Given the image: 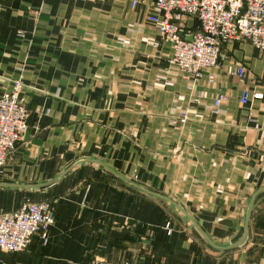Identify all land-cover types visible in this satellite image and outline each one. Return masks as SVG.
Returning <instances> with one entry per match:
<instances>
[{
	"label": "crops",
	"instance_id": "0c3cea01",
	"mask_svg": "<svg viewBox=\"0 0 264 264\" xmlns=\"http://www.w3.org/2000/svg\"><path fill=\"white\" fill-rule=\"evenodd\" d=\"M153 3L0 0V96L18 79L30 110L0 183L40 184L79 159H97L173 200L213 241L231 243L264 186V57L245 41L226 45L225 59L192 83L168 65L169 46L154 45ZM218 93L224 99L214 110ZM27 200L52 203L48 241L0 251V264H264V193L245 240L226 251L207 246L173 207L94 164L40 190L0 188V212Z\"/></svg>",
	"mask_w": 264,
	"mask_h": 264
},
{
	"label": "built area",
	"instance_id": "2783aa9c",
	"mask_svg": "<svg viewBox=\"0 0 264 264\" xmlns=\"http://www.w3.org/2000/svg\"><path fill=\"white\" fill-rule=\"evenodd\" d=\"M153 7L157 14L147 19L159 34L154 45L169 46L168 65L185 73L192 83L225 58L226 45L245 41L264 57V0H154ZM189 18L196 21L195 27L184 24ZM235 75L243 79L245 69L237 66ZM206 80L211 83L213 78L207 75ZM24 87L17 79L10 91L0 96V167L10 159L28 127L30 110L21 94ZM251 96L262 97L258 93ZM249 97L243 88L239 103H247ZM223 99L224 95L214 99V110ZM178 118L186 120V115L181 113ZM53 221L49 200H27L12 211L0 212V251L23 252L33 237L47 243ZM90 264L117 263L100 259Z\"/></svg>",
	"mask_w": 264,
	"mask_h": 264
},
{
	"label": "water",
	"instance_id": "95a60500",
	"mask_svg": "<svg viewBox=\"0 0 264 264\" xmlns=\"http://www.w3.org/2000/svg\"><path fill=\"white\" fill-rule=\"evenodd\" d=\"M83 164L97 165V166L101 167L103 170H105L106 172H108L109 174H111L113 177H115L121 183L133 188L134 190H136V191H138L144 195H147L149 197H153L155 199L161 200L164 203L168 204L169 206L173 207L193 227V229L197 232V234H199V236L206 243L207 246H209L212 249L218 250V251H226V250L233 249V248L239 246L245 240L246 233H247L248 221H249V217L251 214L253 204H254L256 198L258 196H260L262 193H264V186H263V187L257 189L252 194V196L250 197V199L246 205V209H245V215H244V219H243L242 235L238 239H236L234 242L224 244V243H217V242L213 241L212 239H210L204 233V231L200 228V226L196 223V221L181 206H179L173 200H171L168 197L161 195L155 191H152V190H150V189H148V188H146V187H144V186H142V185H140V184H138V183H136V182H134L128 178H126L125 176H123V175L115 172L111 168L107 167L104 163H102L101 161H99L97 159H92V158L79 159V160L75 161L74 164L71 165V167L66 169L60 175H57L53 179H51L47 182H44V183L30 184V185L0 183V188H2V189H27V190H40L43 188H47L48 186L54 184L56 181H58L63 176H65L69 171H71V170L75 169L76 167L81 166Z\"/></svg>",
	"mask_w": 264,
	"mask_h": 264
},
{
	"label": "rangeland",
	"instance_id": "374dc122",
	"mask_svg": "<svg viewBox=\"0 0 264 264\" xmlns=\"http://www.w3.org/2000/svg\"><path fill=\"white\" fill-rule=\"evenodd\" d=\"M35 13H37L38 11H34ZM20 33H22V32H20ZM234 44V43H233ZM233 44H229V45H233ZM224 53H225V51H224ZM225 57H226V55H225ZM225 59V58H224ZM223 59V60H224ZM223 60H221V61H223ZM220 61V62H221ZM219 62V63H220ZM21 83H22V85L23 86H25L24 85V83L21 81ZM193 87V86H192ZM192 87H189V88H187L188 90H190L192 93H193V99L194 100H196V101H198V103L200 102V100H201V91H198V90H192ZM259 94V93H258ZM219 95H223V94H221V93H218L217 95H216V97L215 98H217ZM214 98V99H215ZM195 101V104H197V102ZM214 101V100H213ZM182 120V119H181ZM8 162V161H7ZM32 201V200H31ZM166 228H168V225H167V227ZM169 229V228H168ZM94 261H96V260H94ZM107 261V260H106ZM93 262V261H92ZM110 262H113V261H110ZM115 263H117V262H115ZM117 264H119V263H117Z\"/></svg>",
	"mask_w": 264,
	"mask_h": 264
}]
</instances>
